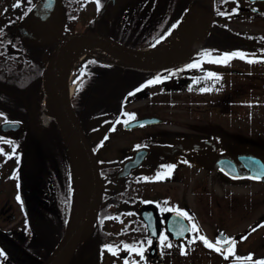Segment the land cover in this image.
Returning <instances> with one entry per match:
<instances>
[{
	"label": "flooded vegetation",
	"instance_id": "1",
	"mask_svg": "<svg viewBox=\"0 0 264 264\" xmlns=\"http://www.w3.org/2000/svg\"><path fill=\"white\" fill-rule=\"evenodd\" d=\"M154 1L0 0V264L44 261L62 237L50 232L46 238L39 236V227L30 222L35 204L39 217L47 215L43 197L33 193L44 180L29 178L27 145L36 123L50 114L45 70L52 56L73 35L125 39L128 47H145L137 42L140 10ZM214 5L213 31L178 62L152 68L101 52L81 60L84 73L74 81L76 90L110 70L119 74L117 83L128 71L134 88L120 94L122 112L109 120L103 114L93 116L86 128L91 138H106L102 146L118 137L119 156H96L99 196L92 199L93 216L68 247L63 264L264 261V165L247 169L215 162L241 147L264 155V133L251 116L258 114L264 121V32L223 28L229 21L264 24V0H214ZM236 38L244 40L243 47H233ZM234 52L245 58L212 62ZM195 63L200 66L188 67ZM208 73L215 75L207 78ZM157 77L160 82L148 83ZM131 101L133 110L127 108ZM124 113L140 122L125 125ZM5 122L16 124L4 129ZM134 156V165H123ZM237 186H246L247 194H238ZM176 209L191 220L178 216ZM193 223L199 234L191 230ZM161 233L167 236L164 244ZM198 235L212 243L217 238L235 240L234 255L225 259L228 253L205 247ZM219 246L229 248L226 243ZM129 248H143V257ZM249 256L251 261L237 259Z\"/></svg>",
	"mask_w": 264,
	"mask_h": 264
},
{
	"label": "trees",
	"instance_id": "2",
	"mask_svg": "<svg viewBox=\"0 0 264 264\" xmlns=\"http://www.w3.org/2000/svg\"><path fill=\"white\" fill-rule=\"evenodd\" d=\"M191 2L192 0H156L152 8L147 10L148 20L146 16H142L143 22L139 32L141 40L137 41L138 44L151 45L166 37L185 18ZM146 38L150 40L149 43L145 40ZM123 42L128 43L129 41L124 39ZM118 76L119 74L112 70L104 76L100 73L98 80L95 79L97 80L94 81L95 83L88 84L87 90L82 95L71 98L73 108L83 128H86L93 116L108 113L113 115L118 112L120 94L133 84L128 71L124 73V78L120 83H117ZM112 81H115L116 85H113ZM91 91L95 94H91ZM41 122L43 124L40 123L38 131L33 135L34 138L30 140L28 165L31 166L29 172L31 180H44L42 184L38 183L39 189L33 193L43 197L42 208H46L47 215L39 217L37 211L39 205L35 204L30 208V222L33 226L39 227V236L46 238L50 232L60 237L71 210L72 189L67 182L71 172L70 153L65 136L55 117L52 118V125L55 129L53 133L46 132L42 135L41 128L45 127L46 123L48 125V122L45 119ZM47 180L48 182H45Z\"/></svg>",
	"mask_w": 264,
	"mask_h": 264
},
{
	"label": "water",
	"instance_id": "3",
	"mask_svg": "<svg viewBox=\"0 0 264 264\" xmlns=\"http://www.w3.org/2000/svg\"><path fill=\"white\" fill-rule=\"evenodd\" d=\"M212 14H213V0H204L203 19L199 27V30L196 33L195 38L183 53L170 58L153 57L148 55L145 50L131 49L121 45L120 43L112 39L105 37H102L99 40L93 39L92 37H89L87 39L95 41L98 45L102 46L106 50H109L118 57L126 59L130 62H136L140 65H144L145 63L147 64L150 63L153 67L154 65L157 67H162V66H167L168 64L173 62H178L184 56L188 55L190 52H192V50H194L197 47V45L201 42L203 36L208 32L210 28ZM72 37H73L72 40L74 41L76 39L86 38V37H76L75 35ZM63 46L64 45H62V47H60L58 51L52 56L50 63L47 65L45 70L46 80L48 83V88L50 90V93L54 98L57 107L61 111L67 123V127L71 131L72 135L74 136L75 140L77 141L79 147L81 148L86 158L90 170V176L93 187V199H94L95 196H99L98 169H97L95 156L91 148V145L89 144L84 132L82 131L78 119L71 107L68 95L65 93V91H63L62 87L58 84L55 78L56 68L53 67V63H54V59L57 57L59 51L63 48ZM135 122L136 121L133 120L129 122V125L133 126ZM10 127H11L10 123H5L3 126L4 129H8ZM134 162H135V156L131 159L126 160L123 163V165L129 167V165H134ZM215 162L218 165L220 163L229 164L230 162H233V165H237V164L247 165V169H250L249 165H264V156L257 154L249 149L241 147L235 150L232 154L217 156ZM125 170L126 167H123V169L119 170L118 175H122L123 174L122 172H124ZM92 202L93 200L90 201L88 207L86 208L85 213H83V215L78 219L76 223L73 224L70 222L65 232V235L63 236V238L61 239V241L59 242L58 246L55 248L53 253L50 255V257L47 259V261L39 262L34 260L37 264H54V262L59 258V256H61L65 252V250L78 238L83 228L86 226V224L91 220L93 216V213L91 212Z\"/></svg>",
	"mask_w": 264,
	"mask_h": 264
},
{
	"label": "bare ground",
	"instance_id": "4",
	"mask_svg": "<svg viewBox=\"0 0 264 264\" xmlns=\"http://www.w3.org/2000/svg\"><path fill=\"white\" fill-rule=\"evenodd\" d=\"M204 1L194 0L189 15L183 23L162 43L146 50V53L153 57L170 58L183 53L193 41L203 18ZM91 52H101L108 56L115 57L111 51L100 48L95 43L83 40L73 43L62 54L61 61L55 73L58 84L67 95H70L72 85L69 77L75 63L83 56ZM55 112L61 122V125L68 137L72 150V165L74 170L73 178V205L71 212V223H76L83 215L87 204L93 196L92 181L90 170L86 158L79 147L77 141L67 127V123L57 106ZM66 251L59 256L54 264H63Z\"/></svg>",
	"mask_w": 264,
	"mask_h": 264
},
{
	"label": "rangeland",
	"instance_id": "5",
	"mask_svg": "<svg viewBox=\"0 0 264 264\" xmlns=\"http://www.w3.org/2000/svg\"><path fill=\"white\" fill-rule=\"evenodd\" d=\"M227 24H228V26L230 28H232V30H233V28H235V29H238V30L244 31V32H246V31L250 32L251 30H252V32H264V24H261L257 20H254L252 23L251 22H247L245 20L244 22H241L240 24H236L234 22L232 23L231 21H229V23H227ZM140 40H141V38L139 39V41ZM145 40H148V38H146ZM241 42H244V40L242 38L233 39V47H236V46L243 47ZM80 62H81V60L77 61L75 63V65L73 66L72 70H71L70 77H69L70 84H73L74 81L77 78H79L80 76H82V74L84 73L83 69L80 70V67H79L80 66ZM75 69H77V76L74 75ZM76 87H77V89H81V85L80 84H78ZM87 88H88V86H86L85 91L87 90ZM74 90H75V87L74 88L72 87L71 95L74 92ZM134 105H135V103L131 101L127 105V108H130L131 110H133ZM50 107L52 108V111H53L54 105H53V103L51 101H50ZM251 116H252L253 121L257 122V127H258L259 130H261L260 132L264 133V121L260 119V116L258 114H252ZM45 121L48 122L49 120H45ZM95 123H96V121L92 122V124H95ZM106 124L107 123H105V125ZM53 131H55L54 126L51 123L48 124V125L46 123V126L41 129V134L45 135L46 132L53 133ZM105 139L106 138H102V140H101L102 143L100 144L98 149H96V146L94 145L95 142L92 144V148H94L95 151L97 150V152H96L97 158H101V160H108L110 158H117L119 156V150L117 148V146L119 144L118 143V137L114 136V137L108 138V142L106 143V145L102 146L105 143ZM68 146H69V152H70V168H71V172H70V174L68 176V181L67 182H68V184H70L71 189H72V201H73L74 170H73V165H72V150H71V146L69 144H68ZM236 189H237V193L238 194H247V191H244L246 189V186H237ZM71 204H73V202ZM71 208H72V206H71ZM50 246L52 247V244Z\"/></svg>",
	"mask_w": 264,
	"mask_h": 264
},
{
	"label": "snow or ice",
	"instance_id": "6",
	"mask_svg": "<svg viewBox=\"0 0 264 264\" xmlns=\"http://www.w3.org/2000/svg\"><path fill=\"white\" fill-rule=\"evenodd\" d=\"M221 15H223V13H221ZM159 42V41H157ZM205 56H210L211 53H204ZM236 57H239L241 59H244L245 58V54L244 53H231V54H225L224 57H222L221 59H218V60H215V61H212V62H216V63H220V62H227L228 60L232 59V58H236ZM249 62H253L252 60H249ZM200 65L199 63H195V64H191V65H188L189 68H198ZM215 74L214 73H208L207 74V78H212ZM217 79H219V77H216ZM157 82H160V78L157 77L156 80L154 81H149L148 83L149 84H152V83H157ZM137 91H139V89H137ZM131 95V94H130ZM123 115L127 116L128 119L124 121L125 125H128L129 121L135 119L134 115L133 114H128V113H124ZM119 122V121H117ZM114 130V129H113ZM139 147V146H137ZM170 170V169H169ZM158 179L159 178H162L161 176H158L157 177ZM17 199L19 200V197H17ZM166 203V202H165ZM164 211H173V209H164ZM176 214L178 216H181V217H185L189 220H191V217H188V214L185 213V212H181L180 210L176 209ZM191 230L192 231H195L199 234V229L197 227V225L195 223L192 224L191 226ZM182 234V233H181ZM221 237H223V234H220ZM198 238L203 242V244L205 245V247L209 248V249H213L217 252H226L228 253V255H225V259H228V256L229 255H234V249H235V240H229L227 238H224L223 240L221 238H217V240L215 241V243H212L211 241H209L206 237L204 236H200L198 235ZM167 240V236L164 235L163 233H161L160 235V242L161 244H164V242ZM194 242V241H193ZM148 243L150 244L151 241L149 240ZM222 243H226L229 245V248L227 249H222L219 245H221ZM168 247H171L170 244L167 245ZM126 248H128V246H125ZM109 251H112V248L111 246H109ZM129 251H133V252H137L139 255H141V257H143V248H140V249H136V248H129ZM2 254V253H0ZM113 254L115 255V252H113ZM183 254V253H182ZM237 259H247L249 261L252 260V257L249 256L247 258H237ZM125 264H128V261L126 260L125 261ZM256 264H264V261H257Z\"/></svg>",
	"mask_w": 264,
	"mask_h": 264
}]
</instances>
